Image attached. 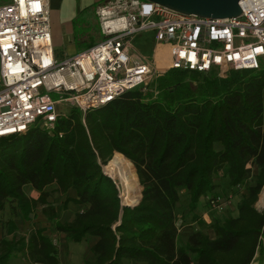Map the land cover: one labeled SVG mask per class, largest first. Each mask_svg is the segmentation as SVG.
Instances as JSON below:
<instances>
[{
  "label": "trees",
  "instance_id": "trees-1",
  "mask_svg": "<svg viewBox=\"0 0 264 264\" xmlns=\"http://www.w3.org/2000/svg\"><path fill=\"white\" fill-rule=\"evenodd\" d=\"M116 154L132 164L143 188L133 209L122 208L117 187L103 174ZM221 176L231 190L247 187L237 215L210 224L185 218L183 225L197 228L181 246L176 211L183 193L194 213L203 198L220 199ZM27 186L40 193L38 200L26 195ZM263 188L264 64L225 79L216 71L168 70L101 109L85 115L71 109L52 132L35 126L1 141L0 264L15 253L32 264H60L44 229L18 234L16 220H28L39 207L54 234L74 243L99 239L85 264H264V212L256 207ZM56 195L67 197L65 209L74 203L83 211L61 223L49 202ZM7 209L14 219L4 222Z\"/></svg>",
  "mask_w": 264,
  "mask_h": 264
},
{
  "label": "built area",
  "instance_id": "built-area-1",
  "mask_svg": "<svg viewBox=\"0 0 264 264\" xmlns=\"http://www.w3.org/2000/svg\"><path fill=\"white\" fill-rule=\"evenodd\" d=\"M0 1V143L35 126L52 132L59 107L85 115L168 70L216 71L225 79L232 71L260 70L264 62V0H243L242 14L223 20L145 0H107L95 9L102 40L62 61L54 49L51 0ZM146 33L155 46L152 61L134 47ZM209 204L225 209L221 199Z\"/></svg>",
  "mask_w": 264,
  "mask_h": 264
},
{
  "label": "crops",
  "instance_id": "crops-1",
  "mask_svg": "<svg viewBox=\"0 0 264 264\" xmlns=\"http://www.w3.org/2000/svg\"><path fill=\"white\" fill-rule=\"evenodd\" d=\"M3 1V0H2ZM1 2V1H0ZM86 5L82 4L79 0H51L50 1V16H51V30L53 35V43L56 58L62 61L68 57H72L80 52L90 49L91 43L94 41V45L97 43L92 36V32L89 30L90 19L86 15ZM53 15L57 18V29L53 27ZM95 20H97L94 12ZM84 19V24L77 26V20ZM99 37H101L99 33ZM138 40V39H137ZM152 40V39H151ZM153 41V40H152ZM154 44V42H153ZM83 49V47H85ZM93 47V46H92ZM155 50V46H154ZM155 53V52H154ZM168 53L164 52L166 56ZM150 60L153 58H145ZM152 61V60H151ZM1 87V83H0ZM26 195L32 200H38L40 193L37 192L32 186L25 187ZM244 194V193H243ZM58 200L55 203L53 197L49 199V202L55 207L59 221L61 223H70L74 220L75 215L83 211V207L70 203L67 209L64 208V203L67 197L56 195ZM69 198H76L75 192H70ZM211 197L203 198L199 204V207L194 213L189 211V197L186 193H183V198L179 204L176 215L178 218V225L180 226L179 243L181 246H185V238L193 234L197 228L196 223H190L189 225H183L184 219L187 217L197 216L200 219L206 221L208 224L212 222V211L208 208V201ZM61 206V207H60ZM223 213H218L217 216ZM232 214V216H236ZM4 222L14 219L10 210H6L4 213ZM18 226V234L28 237L32 231L36 229H44L45 235L53 238L55 245L59 249L60 264H85V262L91 258L92 249L98 243L97 237L89 236L82 243H74L67 239L65 234H54L51 229V223L47 217L43 214V207L37 208V210L30 216L28 220H16ZM211 238H214V233L209 231ZM12 238V237H11ZM10 238V239H11ZM256 263H259L257 260ZM9 264H32L28 262L23 254L15 253ZM124 264H129L128 261H124Z\"/></svg>",
  "mask_w": 264,
  "mask_h": 264
},
{
  "label": "rangeland",
  "instance_id": "rangeland-1",
  "mask_svg": "<svg viewBox=\"0 0 264 264\" xmlns=\"http://www.w3.org/2000/svg\"><path fill=\"white\" fill-rule=\"evenodd\" d=\"M80 1L82 2V4L87 3V5H86V9H87L86 13L87 14L86 15L90 19L89 30H90V32H92V36L95 38V40L97 42H99L100 40H102V37H99L100 26L98 24V21L95 20L94 12H95V9L97 8V6L102 4L104 0H79V3H80ZM83 22H84V19H80V20H77L76 24L78 26L79 24H84ZM52 23H53L54 29H57L58 24H57L56 15H53ZM151 39H152V33H146V34L142 35L140 38H138V40H136V42H135V45H134L135 49L144 58H153L154 59V57H155L154 44H153V41ZM85 48H86V46L83 47V49H85ZM153 59H150V60H153ZM263 64H264V62H263ZM58 110H59V113L61 115L62 114H68V113L71 112V108L65 107V106L59 107ZM131 166H132V164H131ZM132 168H133V171L135 172V169H134L133 166H132ZM255 171H256V169H255ZM135 174H136V172H135ZM109 177H110V179L112 178L110 175L108 176V178ZM136 178H137V176H136ZM112 182L117 187V189L119 191V196H120L121 190H122L120 184L115 179H113ZM217 184L219 186V190L216 192V196L218 198H220L221 201L224 203L225 209H224L223 212H218V213H223V214H220L219 216H217V211L212 210L211 207H210V204H208V208H209L210 211L214 212V213H212V217L213 218L214 217L215 218L220 217L221 219L229 218V217L232 216V214H236L237 213V206H238V204L240 202L242 194L245 192V189L247 187H244V188H241V189H238V190L237 189L236 190H231L229 188L228 179L223 177V176L218 178ZM137 187H138V192L135 195V199H137L139 197V194H138L139 192H141V195H142V190H143L139 186L138 180H137ZM182 198H183V196H182ZM53 200L55 201L56 204L58 203L57 202V200H58L57 196H54ZM259 202H260V198H259V201H258L256 207H257V209L260 212H264V207L260 206Z\"/></svg>",
  "mask_w": 264,
  "mask_h": 264
},
{
  "label": "water",
  "instance_id": "water-1",
  "mask_svg": "<svg viewBox=\"0 0 264 264\" xmlns=\"http://www.w3.org/2000/svg\"><path fill=\"white\" fill-rule=\"evenodd\" d=\"M184 15H195L208 19H230L242 14L240 3L243 0H145ZM137 173V172H136ZM143 189V188H142ZM264 189V188H263ZM143 191V190H142ZM140 199L131 209L140 204ZM122 208H127L123 207Z\"/></svg>",
  "mask_w": 264,
  "mask_h": 264
},
{
  "label": "bare ground",
  "instance_id": "bare-ground-1",
  "mask_svg": "<svg viewBox=\"0 0 264 264\" xmlns=\"http://www.w3.org/2000/svg\"><path fill=\"white\" fill-rule=\"evenodd\" d=\"M160 56L161 52L158 53L159 60L161 58ZM104 168L113 179L118 181L122 188L120 198L123 207L136 204L139 200V198L135 199V195L138 192L137 178L127 159L121 154H116ZM138 194H140V192ZM259 205L264 207V189L260 196Z\"/></svg>",
  "mask_w": 264,
  "mask_h": 264
}]
</instances>
